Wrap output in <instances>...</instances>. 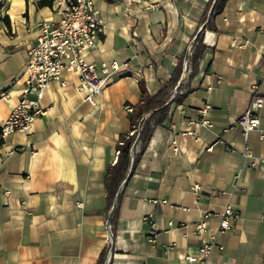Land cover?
<instances>
[{
    "label": "crops",
    "instance_id": "crops-1",
    "mask_svg": "<svg viewBox=\"0 0 264 264\" xmlns=\"http://www.w3.org/2000/svg\"><path fill=\"white\" fill-rule=\"evenodd\" d=\"M37 1L6 0L2 8L9 23L0 21V126L25 87L37 24L59 18L55 6L38 8ZM90 1L104 29L85 57L117 69L95 107L76 90L78 78L64 72L65 87L49 83L43 114L28 132L3 139L0 264H97L109 245V264H264V107L246 136L236 122L254 94L264 96V0H227L213 18L215 31L206 27L215 0ZM198 35L204 50L192 73ZM180 60L176 86L178 94L188 92L169 104L124 185L109 220L111 243L104 178L129 130L124 107L139 101L140 80L157 94ZM228 203L236 215L218 236L219 248L205 263L188 262L200 256ZM150 214L153 242L144 220ZM205 215L199 235L195 224Z\"/></svg>",
    "mask_w": 264,
    "mask_h": 264
},
{
    "label": "built area",
    "instance_id": "built-area-1",
    "mask_svg": "<svg viewBox=\"0 0 264 264\" xmlns=\"http://www.w3.org/2000/svg\"><path fill=\"white\" fill-rule=\"evenodd\" d=\"M56 11L58 20L45 19L37 24L38 34L34 45L28 50L26 63L24 66L25 87L17 105L11 111L9 117L0 126V139L14 131L22 133L28 132L31 123L43 114L41 99L46 87L51 82H58L61 87H65L62 74L69 73L78 78L76 90L83 94V100L92 106L98 105V96L110 80V73L117 69L116 62L109 65L101 62L99 65L87 61L85 55L93 49L100 34L103 33L104 24L100 12L94 7L90 0H56ZM243 47L245 45H242ZM191 51V45L187 49V54ZM185 66V63H184ZM100 73V74H99ZM178 94L177 86L174 87L169 101H172ZM31 96V97H30ZM264 107V96L254 94L250 101L249 108L237 118V124L243 129L246 136L248 131L256 129L259 125V118L256 111ZM124 109L131 113L132 107L126 105ZM205 110H203L204 112ZM141 125L130 135L138 139ZM190 133V132H189ZM119 151H116L118 156ZM251 157L247 147H245L243 158L247 160ZM246 164V163H245ZM247 167L254 169L255 163L247 164ZM195 190L199 187L195 185ZM6 195L9 191H5ZM164 203V201H162ZM236 213L230 203H228L218 218V227L204 241L199 249V257L187 256L188 262L199 261L205 263L212 253L219 248L218 236L229 229V219L235 217ZM210 215H205L195 224V231L201 235L206 232V219ZM153 215H147L144 220L148 222V241L153 242L156 234V225L152 221ZM112 256L111 245L107 247L105 264H109Z\"/></svg>",
    "mask_w": 264,
    "mask_h": 264
},
{
    "label": "trees",
    "instance_id": "trees-1",
    "mask_svg": "<svg viewBox=\"0 0 264 264\" xmlns=\"http://www.w3.org/2000/svg\"><path fill=\"white\" fill-rule=\"evenodd\" d=\"M53 0H38L37 7L45 8L52 7ZM227 0H215L214 4L211 7L210 19L208 20L206 27L209 30L215 31L216 28L213 24V18L221 13L222 9L225 6ZM209 7L205 11L202 16V21L204 22L207 17V11ZM5 22L8 25V18H5ZM195 47L192 54L191 62L194 72V68L197 60L201 57L204 46L202 45V40L200 35L197 36L195 40ZM182 71V60H180L174 69L171 78L166 83V85L155 95H150L145 87V83L143 80L138 82V87L140 91L139 101L132 106V112L129 114V130L119 136V142L117 144V150L119 154L114 164L109 165L106 168L104 184L107 192V207L108 209L112 206L115 194L124 180L131 161L130 157V149L135 141L136 130L139 125H141V131L138 137V150L134 151V160L133 165L134 168L137 165L140 156L145 149L149 139L151 137L152 131L155 127L161 125L168 116L169 104L175 103L180 104L185 98L186 93L177 94L172 101H169L170 95L177 85V82L180 78ZM191 73V74H192ZM147 113H151L149 117L144 119V115ZM1 130V129H0ZM135 131L134 135H130V132ZM3 145V139H0V147ZM133 168V170H134ZM120 199V195L118 196V200ZM116 214V209L113 210V215ZM107 249L102 250L99 254L97 264H104L106 257Z\"/></svg>",
    "mask_w": 264,
    "mask_h": 264
},
{
    "label": "water",
    "instance_id": "water-1",
    "mask_svg": "<svg viewBox=\"0 0 264 264\" xmlns=\"http://www.w3.org/2000/svg\"><path fill=\"white\" fill-rule=\"evenodd\" d=\"M211 14V10L209 12V15ZM144 118V117H143ZM137 144H138V139H136L132 146H131V149H130V157H131V161H130V165H129V169H128V172L124 178V180L122 181L121 185L119 186L116 194H115V197H114V200H113V203H112V206L110 208V213H109V218H108V221H107V228H108V232H109V239H110V242L112 243V233L110 231V227H109V220H110V217H111V214L113 213V210L116 206V202H117V199H118V196L120 195L124 185L126 184V182L129 180V178L131 177V174L133 172V168H134V165H133V160H134V151L137 147ZM111 251H112V248H111ZM105 264V263H104Z\"/></svg>",
    "mask_w": 264,
    "mask_h": 264
},
{
    "label": "rangeland",
    "instance_id": "rangeland-1",
    "mask_svg": "<svg viewBox=\"0 0 264 264\" xmlns=\"http://www.w3.org/2000/svg\"><path fill=\"white\" fill-rule=\"evenodd\" d=\"M0 1H1L0 2V9H1V12H0V21H2L4 25H6L5 18H7V17L6 16H3L4 14H3V11H2L3 10L2 8H5V6H6V0H0ZM56 2H57L56 0H53L52 6L57 7ZM8 22H9V19H8Z\"/></svg>",
    "mask_w": 264,
    "mask_h": 264
}]
</instances>
